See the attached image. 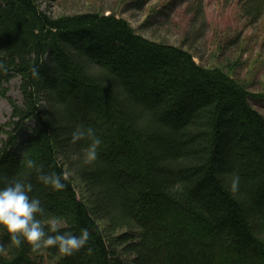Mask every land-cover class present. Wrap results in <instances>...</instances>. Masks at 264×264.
<instances>
[{"label":"trees","instance_id":"1","mask_svg":"<svg viewBox=\"0 0 264 264\" xmlns=\"http://www.w3.org/2000/svg\"><path fill=\"white\" fill-rule=\"evenodd\" d=\"M40 1L0 0V90L19 77L23 97L10 101L0 187L23 171L24 155L66 175L56 191L33 172L31 195L65 221L62 231L86 228L90 239L63 256L10 247L0 230V264H264V116L250 104L264 95L113 12L54 17ZM186 1L190 45L207 29L205 0ZM238 7L251 25L264 17V0ZM78 125L101 140L92 164L82 160L88 141L70 143Z\"/></svg>","mask_w":264,"mask_h":264},{"label":"rangeland","instance_id":"2","mask_svg":"<svg viewBox=\"0 0 264 264\" xmlns=\"http://www.w3.org/2000/svg\"><path fill=\"white\" fill-rule=\"evenodd\" d=\"M133 1L63 0L59 3L41 0L39 4L54 17L73 12H113L127 20L144 38L190 50L199 66L221 68L252 95H264V17L251 25L240 15L239 0H205L207 29L198 41L195 39L190 45H183L186 34L191 32L192 19L187 13L186 0H142L146 3L142 8L135 7ZM159 11H163V15L158 16ZM149 19H152L151 24L145 27ZM20 86V78L14 77L0 90V147H4L9 139L6 132L10 129L5 126L12 115L10 101L19 106L23 103ZM3 90L5 95H2ZM250 104L264 116V98H251ZM76 186L81 197L79 183Z\"/></svg>","mask_w":264,"mask_h":264},{"label":"clouds","instance_id":"3","mask_svg":"<svg viewBox=\"0 0 264 264\" xmlns=\"http://www.w3.org/2000/svg\"><path fill=\"white\" fill-rule=\"evenodd\" d=\"M7 68L0 63V71L7 72ZM34 79H40L39 69L31 68ZM88 141L83 149L82 160L84 164H92L97 160L98 148L101 145L100 138L92 127L78 125L71 133V144L80 141ZM23 171L7 184L0 187V230L9 237L10 247H20L22 243H28L33 252L42 249L55 248L63 256H71L75 252L85 248L90 239L89 231L81 229L79 235L70 231H62L66 227L63 219L46 212L38 197L31 195L33 185L28 176L36 173V179L44 186L56 191L65 189L63 182L67 176L57 175L54 172L45 173L42 165L31 156L24 155L22 159ZM239 176H234L231 182V191L236 192L239 187ZM47 226V227H46ZM5 246L0 244V253L5 251ZM91 253L92 249H87Z\"/></svg>","mask_w":264,"mask_h":264}]
</instances>
